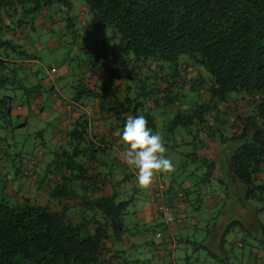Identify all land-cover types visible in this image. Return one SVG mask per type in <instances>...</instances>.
<instances>
[{
  "label": "trees",
  "instance_id": "16d2710c",
  "mask_svg": "<svg viewBox=\"0 0 264 264\" xmlns=\"http://www.w3.org/2000/svg\"><path fill=\"white\" fill-rule=\"evenodd\" d=\"M82 1L90 15V21L83 22L87 32L109 30L112 35V49L105 40L99 43L100 55L88 44L83 49L99 59V68L93 75L81 73L78 95H73L81 102H95L97 111L92 120L83 117L66 132L72 159L62 176L41 180L40 195L32 200L19 192L7 197L0 194V264H196L201 251L206 252V260L217 264H264V0ZM72 7L71 0H0V115L8 113L12 119L9 87L33 80L29 57L18 42L28 18L69 12ZM68 22V27L73 26L72 19ZM191 63L205 71L189 74ZM87 66L94 68L96 63ZM100 66H109L108 77L127 83L124 91L135 98L121 97L123 86L104 83L100 89V81L106 79L100 75L91 85ZM142 72L148 74L146 79L150 77L151 86L144 84L139 90L133 81ZM36 84H22L21 93H37L41 85ZM186 88L197 91L201 102L176 108V91ZM53 95L62 100L60 92ZM140 96L150 101L157 97L156 107L165 109L162 114L175 111L162 130L167 150L178 145L170 143V136L180 130L193 137L190 144L195 151L184 156L205 170L196 181V199L205 204L208 215L203 220L187 218L193 185L188 181L190 187L184 189L186 179L178 184L175 177L170 178L163 200L157 199L158 179L165 175L159 174L149 186L153 204L168 207L174 222L167 224L157 210L153 239L137 228L136 241L124 249L114 243L128 232L126 216L132 201L121 198L127 189L121 186L134 179L136 172L125 162L126 148L119 132L128 115H138L132 105ZM242 100L246 112L239 108ZM144 116L157 132V120ZM0 119L2 127H14L8 118ZM94 121L101 128L92 132ZM107 150L119 151V157L113 158L119 168L112 166L109 171L108 162L98 158ZM60 151L68 153L63 147ZM38 162L31 161L26 177L38 179ZM50 168L42 169L45 175L52 174ZM213 179L218 181L215 188ZM200 187L205 190L199 193ZM219 206H227V211L218 227L220 222L210 216L225 213L215 210ZM188 229L204 230L209 238L190 240ZM229 236H234L232 242ZM187 246L193 247L197 257L188 255Z\"/></svg>",
  "mask_w": 264,
  "mask_h": 264
},
{
  "label": "rangeland",
  "instance_id": "374dc122",
  "mask_svg": "<svg viewBox=\"0 0 264 264\" xmlns=\"http://www.w3.org/2000/svg\"><path fill=\"white\" fill-rule=\"evenodd\" d=\"M71 1L73 7L69 12L59 10L57 12H48V14L45 13V15L29 17L23 37H19L18 42L22 45L21 50L29 57L28 64H30L31 67L29 68V72L33 71L31 77L33 80L31 81L30 79L23 82L17 81L12 88L9 87L10 90H8L7 95L12 98V119H9L8 113L0 115L1 118H8L7 120H9L12 126H14L11 127L8 125L2 127V124L0 123V194L2 196L7 197L9 194L19 192L20 195L29 197L32 200L35 199L38 189L36 178L30 179L25 176V170L30 166L31 161H39L40 158L49 160V166L52 167L50 180L63 175L64 167L68 161H71L73 152L69 147L64 145L62 147L68 153L63 155V152L60 151L62 148L60 146L62 144L61 142H57L60 138V134H63L64 138H67L66 131L63 132L62 129L67 120H65L62 115V112H66V106L64 105L60 108L61 110H57V101L60 102V100L57 96L53 95L54 86L57 87L60 94L62 91L63 96L65 97L67 96L66 94H68V91L72 89H75L72 94L78 95V90H76V88L80 85L81 73L86 72L93 75L99 68V59L87 53L88 51L86 49H83L87 46L97 48L100 55V53L103 52V49H100L99 43L105 40L106 46L112 49L113 43L111 42V32L109 30L104 33H97L96 31L93 33L87 32L83 22H89L90 15L84 8L85 5L83 4V1ZM68 19H72L73 26L68 27ZM119 58H121V56H119ZM91 61L96 63L94 68L87 66ZM18 65H21V63H18ZM190 65L191 68L188 73L191 75L197 74L202 70L205 71L201 66L194 63H191ZM51 67H54L59 71L50 74ZM64 67H69L71 74L75 73L76 76L59 77V75H62L59 73H62ZM102 67L100 66V72L105 73V66ZM107 69L109 70V68ZM142 74V76H136L135 81H133L136 84V88L139 90L141 87H144V84L151 86L148 82L151 80L150 77L149 79L145 78L148 74L146 72H142ZM151 75L154 74L151 73ZM206 80L208 82V75H206ZM70 81H72V83H70ZM123 82L124 81H121L120 79L107 77L100 81L99 88L102 89L101 87L105 85L106 87H111L112 84L123 86L121 97L125 98L129 93L125 92L126 90L124 91V86H126L127 83ZM104 83L106 84L103 85ZM22 84H24L25 87H30L29 84H40L41 86L37 93L26 94V92L21 93L20 89ZM203 88H205V85ZM139 90L135 89L136 96L139 93ZM101 93L103 92L101 91ZM176 93L178 94L179 102V105H177L176 108L180 107L186 109L190 105L194 106L201 102V98H199L197 91H192L190 88H186L185 90L178 89ZM129 95L131 98H135L134 95ZM233 96L237 97L238 95L234 94ZM139 98L140 99L138 101L136 100V103L132 105V110L136 109L135 114L137 112L138 115H149L150 118L154 117L160 125L157 133H159L162 138L163 136L165 137V133L162 130L166 128V124L173 118L175 111L173 110V112L170 113L166 110L165 113L162 114L165 109L163 107H156L157 97L152 101L143 96H140ZM61 101H63V98ZM139 104L142 105L140 106ZM161 105L165 106L164 102L161 101ZM245 107L246 101H240V110L246 112ZM41 108H43L42 112ZM5 111L6 110H3V112ZM224 118L229 120L228 116H224ZM0 121L3 122L4 120L0 119ZM21 125L23 126L21 127ZM220 128L225 129L224 126H221ZM228 128L229 131L232 130L230 126H228ZM191 139H193V137L191 135H186L185 130H180L179 134L174 137L170 136V143L174 144V141H176L178 144L177 146L175 145L173 149L170 148L166 152V155L174 163V170L166 173L162 178H164L163 180H170V178L175 177L178 184L186 179L187 181L183 186L184 189L190 187V184H187L188 181L193 185V188L190 189L191 191L189 193L191 204H188L187 206V218L190 220L191 217L195 216L203 220L207 218L208 212L206 211L205 204L196 199V195L198 194V192H196L198 189V186L196 187V181L198 178H202L203 175H205V170L192 162L186 161L184 156L185 154L195 151L194 146L190 144ZM119 155V151L107 150L106 155L101 152L98 158L108 162V169L110 171L112 166L115 168L120 167L119 162L116 161L115 164L113 163V158L117 159V156L119 157ZM184 164H186L185 167ZM56 168H58V171ZM121 173L122 170L116 173V180L120 179ZM110 176L115 175L110 174ZM135 181L136 176L134 179H131L126 182L125 185L121 186V188H131L128 191L127 189L122 191L123 194L121 198L124 200H131L132 203L129 206L128 215L126 216V229L128 232L121 242L114 243V246H118L119 248L129 249L131 244L136 241L137 228H140L142 232L144 231V234L148 239H153V232L151 231L152 226H149L150 221L146 220L154 217L157 212L153 210L154 198L151 197L152 188H143L139 184L136 185V183H134ZM211 182L213 188L218 186L217 180L213 179ZM153 185L155 186L156 184ZM135 188L137 189V192L135 191ZM204 190L205 189L200 187L199 193ZM146 205H151L152 208L148 206L146 208ZM136 206L139 209L136 208ZM219 207L220 209L215 208V210L225 213L220 215L211 214L210 216L213 220H216V222H220L219 225L217 223L218 227L223 224L227 211V206L224 208L222 206ZM185 233L188 235L186 238L190 240L200 241L208 237L207 232L204 230L200 232L199 230L192 231L191 229H188L185 230ZM228 240L229 242H232L234 236H229ZM186 248L189 256L195 254L192 246H187ZM197 254L198 253L195 254V257H197ZM205 255L206 252L201 251V253L198 254L201 261L200 263L196 262V264H217L206 260L204 258ZM179 264L186 263L180 261Z\"/></svg>",
  "mask_w": 264,
  "mask_h": 264
},
{
  "label": "clouds",
  "instance_id": "9594fccd",
  "mask_svg": "<svg viewBox=\"0 0 264 264\" xmlns=\"http://www.w3.org/2000/svg\"><path fill=\"white\" fill-rule=\"evenodd\" d=\"M55 71L57 73L58 70ZM119 138L126 148L125 162L135 170L137 183L141 187L148 188L157 175L174 170L173 161L166 155L162 136L149 127L144 115H128Z\"/></svg>",
  "mask_w": 264,
  "mask_h": 264
},
{
  "label": "crops",
  "instance_id": "0c3cea01",
  "mask_svg": "<svg viewBox=\"0 0 264 264\" xmlns=\"http://www.w3.org/2000/svg\"><path fill=\"white\" fill-rule=\"evenodd\" d=\"M107 68L108 67L105 66V68H104L105 73L99 72L96 76H94L93 80H91V85H94L95 83H97L99 75L104 77V78L108 77V74L110 72ZM52 69H54V67ZM50 74H51V69H50ZM59 74H62V75H59V77H62V76H65V77L71 76L72 77L71 70L69 71V67H64V69L62 70V73L60 72ZM74 76H75V73H73V77ZM70 83H72V81H70ZM57 90H58L57 87L54 86L53 92H55ZM72 93H73L72 91H68V94H66L67 96L65 97V96H63V93L61 91L63 101H61V100H60V102L57 101V110H61L60 108H62L64 105L66 106V112L65 113L62 112L63 117L65 118V120H67V122L64 124V127L62 128L63 132L64 131H66V132L70 131L71 125L73 124V122L78 121V120L82 119L83 117H85L87 119L89 117L92 120L93 113L95 111H97V105L95 102L90 101L88 103H85L84 101L81 102V101L75 100ZM42 111H43V108H41V112ZM21 126H23V125H21ZM90 127L93 129L92 132H95L98 130V128H101L98 126L97 122H95V121L91 122ZM59 137L60 138H59V140H57V142H61V144H62L61 146H64V145L68 146L69 145V140L66 138L63 140L62 134H60ZM49 162L50 161L46 160L45 158H40V160L38 162V171H39L40 175H39L38 179H36V182L38 184V189H37V193H36L37 196H38V194L39 195L41 194V191H42L41 187H42V185H44L41 183V180L45 177H47L48 179H50V177H51V174L45 175L46 170L42 171L43 168H50L51 167V166H49ZM50 170L52 171V167L50 168ZM163 179L164 178L158 179V181H159L158 185L159 186L165 185L166 188L169 187L170 181L168 179L167 180H163ZM178 202H180V201H178ZM178 202H177V204H178ZM147 206L148 205H146V208H147ZM148 207H151V205H149ZM136 208H138V207L136 206ZM155 208L153 206V210L157 211V208H156V210H155ZM178 208L180 211L184 210L183 203H182V205L179 204ZM157 214L158 213L156 212V215L154 217H152L151 219H146L147 221H150L149 226H152V227L154 226L155 219L158 216Z\"/></svg>",
  "mask_w": 264,
  "mask_h": 264
},
{
  "label": "built area",
  "instance_id": "2783aa9c",
  "mask_svg": "<svg viewBox=\"0 0 264 264\" xmlns=\"http://www.w3.org/2000/svg\"><path fill=\"white\" fill-rule=\"evenodd\" d=\"M53 73H56L55 70H53ZM166 190V186L160 185L157 190L156 198L159 200H163L164 198V191ZM182 199V194H179L178 200ZM158 212L161 213L167 224H172L174 222V218L171 215L170 209L166 207L164 204H158L157 208Z\"/></svg>",
  "mask_w": 264,
  "mask_h": 264
}]
</instances>
